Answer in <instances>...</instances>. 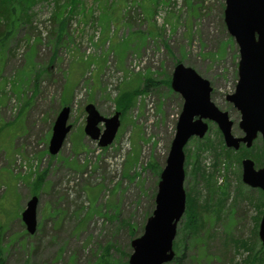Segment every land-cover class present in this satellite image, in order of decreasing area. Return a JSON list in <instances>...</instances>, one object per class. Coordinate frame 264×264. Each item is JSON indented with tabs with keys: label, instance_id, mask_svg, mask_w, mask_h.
Here are the masks:
<instances>
[{
	"label": "rangeland",
	"instance_id": "obj_1",
	"mask_svg": "<svg viewBox=\"0 0 264 264\" xmlns=\"http://www.w3.org/2000/svg\"><path fill=\"white\" fill-rule=\"evenodd\" d=\"M20 2L28 16L17 14L0 45V260L128 264L131 240L155 208L182 108L170 87L177 62L210 82L212 102L242 135L240 113L226 99L238 79L239 48L224 23L225 0ZM124 92L132 95L125 111L116 104ZM89 103L103 117L120 114L106 146L84 134ZM65 105L71 129L53 155L52 125ZM206 122L205 135L184 146L191 159L183 188L205 204L203 227L198 237L186 228L185 207L172 249L183 264H245L249 251L236 242L259 248L263 194L241 179L245 153L227 148L216 123ZM263 147L258 136L247 149L262 156ZM248 157L256 168L264 161ZM33 195L36 231L29 234L20 214Z\"/></svg>",
	"mask_w": 264,
	"mask_h": 264
},
{
	"label": "water",
	"instance_id": "obj_2",
	"mask_svg": "<svg viewBox=\"0 0 264 264\" xmlns=\"http://www.w3.org/2000/svg\"><path fill=\"white\" fill-rule=\"evenodd\" d=\"M224 23L239 48L238 79L234 92L226 99L240 113L241 136L232 134L233 122L226 111L211 100L210 82L193 68L182 62L175 64L170 86L183 99L175 126L174 137L164 167L160 172L155 195V208L144 225L143 233L131 241L132 253L128 264H164L174 257L172 249L177 223L185 210V177L183 148L195 136L202 138L208 130L206 120L216 123L227 148H246L260 134L264 144V0H225ZM70 108L58 112L48 143L50 154L61 148L71 125L68 123ZM84 133L99 146H106L114 139L119 127V113L103 117L91 103L85 106ZM103 123V130L98 127ZM241 179L252 188H259L264 197V162L255 168L250 158L241 160ZM37 197L33 195L21 212L27 233L36 231ZM258 236L264 242V209L259 222Z\"/></svg>",
	"mask_w": 264,
	"mask_h": 264
},
{
	"label": "trees",
	"instance_id": "obj_3",
	"mask_svg": "<svg viewBox=\"0 0 264 264\" xmlns=\"http://www.w3.org/2000/svg\"><path fill=\"white\" fill-rule=\"evenodd\" d=\"M20 11H21V14H23V16H26V17L28 16L27 9L24 8V2H20V0H0V20H3L4 22L3 25L0 23V45H2V41L5 38L4 36L15 25L17 21L16 20L17 14L20 13ZM1 28L3 29V31L7 30V32L1 33L2 32ZM131 98H132V95L129 92H124L120 97L116 99L117 109H121L125 111L130 104ZM204 144H206L204 145L205 148H209V149L214 148V145H212V143H204ZM263 148L261 149L262 156H260V154H255V156L250 154L251 150H248L244 146H241L240 150H238L237 152H244L245 154H243V157L245 156L248 157L251 155L258 162L261 157H263L264 159V149ZM223 154L227 158H229L230 152L228 150H225L223 151ZM185 157H186V163H185V166H186L188 164L189 159H191V156L188 159L187 150L185 151ZM195 158H196L195 164H197L198 154L195 155L194 159ZM195 169L200 171L198 167H195ZM259 192L262 195V192L260 190ZM193 198H192L193 200H191L188 195L186 197V212H185V215L187 218L186 228L189 227L190 232L194 233L195 237H198L197 236L198 232L200 231V228L203 227L202 225L200 227V224H202L203 222L202 213H204L206 208H205V204L200 203L201 201L198 195L194 196ZM217 204L220 205L222 203L218 202ZM260 205L262 206L263 203H260L259 206ZM213 211H217V205L215 207L213 206ZM260 216H261V213H260ZM236 244L238 247L241 246L243 249H246L249 251V256L245 264H264V243L259 242L258 243L259 248L257 249L256 247L252 248L251 245L246 243V241H243V242L238 241L236 242ZM174 248H177V245H175V243H174ZM183 260L184 259L182 258V255L179 257L175 256L172 264H183ZM0 264H4V262L0 260Z\"/></svg>",
	"mask_w": 264,
	"mask_h": 264
}]
</instances>
